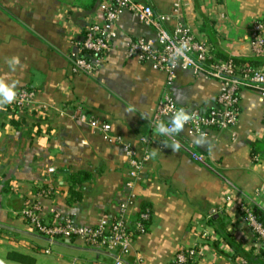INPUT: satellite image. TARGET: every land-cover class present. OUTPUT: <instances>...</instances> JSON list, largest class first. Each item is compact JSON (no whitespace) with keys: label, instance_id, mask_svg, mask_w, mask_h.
I'll list each match as a JSON object with an SVG mask.
<instances>
[{"label":"crops","instance_id":"crops-1","mask_svg":"<svg viewBox=\"0 0 264 264\" xmlns=\"http://www.w3.org/2000/svg\"><path fill=\"white\" fill-rule=\"evenodd\" d=\"M104 1L0 0V82L34 94L25 113L0 103V260L19 264L7 260L14 252L35 264L50 256L65 264H114L113 255L78 240H56L47 256L37 254L48 242L19 213L32 202L44 221L69 218L92 227L116 219L132 193L127 219L142 208L150 219L123 264H170L190 248H197L198 264H264L241 210L253 211L264 226V96L240 91L238 121L228 130H208L204 138L188 136L184 127L160 134L158 125L173 120L154 119L164 91L185 110L207 112L221 85L178 70L167 86L165 73L128 58L131 42L153 35L129 12L120 16L100 68L91 76L74 73L77 44L86 27L101 20ZM137 1L168 16L167 29L188 27L214 60L258 58L262 64L255 68L264 70V53L256 56L249 46L252 27L264 23V0ZM77 113L108 124L114 141L74 119ZM125 145L150 158L132 191ZM79 172L90 179L77 187L80 200L68 204V177Z\"/></svg>","mask_w":264,"mask_h":264},{"label":"built area","instance_id":"built-area-1","mask_svg":"<svg viewBox=\"0 0 264 264\" xmlns=\"http://www.w3.org/2000/svg\"><path fill=\"white\" fill-rule=\"evenodd\" d=\"M101 20L91 23L86 27L84 38L77 44L81 54L72 60V71L91 76L103 64L104 57L112 49L115 26L124 12L132 14L143 26L153 30V35L147 38H139L128 45L127 56L140 63H150L152 66L166 75V85L172 84L176 72L191 71L194 76H202L207 79L217 80L220 85L219 94L215 104L207 112L199 109L185 110L176 105L167 91L159 98L154 119L171 118L177 112L184 110L190 118L184 122L183 127L188 136L204 138L208 130L224 131L234 127L238 121L239 93L242 90H250L264 96V70L236 66L231 60H214L209 47L197 42L191 30L177 24L171 30L166 23L169 17L156 14L149 5L137 0H105L99 5ZM249 46L252 53L261 56L264 53V23L257 22L250 31ZM15 102L18 108L27 107L32 103L34 94L26 90L15 92ZM77 121L86 124L94 131L102 134L104 141H114L110 137V126L97 119L86 120L81 113L72 116ZM172 128V124L167 125ZM177 132H171L176 134ZM128 163V180L126 187L132 191L135 182L139 180L145 163L149 156L145 154L138 157L130 145L124 146ZM192 157L202 162L200 156ZM52 172V170H50ZM261 190L255 195L259 196ZM135 202V196L131 193L129 199L119 205V214L116 219L102 218L95 226H78L69 218H53L52 221H44L39 214L36 203H27L19 215L26 221L37 235L50 241L78 240L88 248H100L113 255L114 264H123V258L130 253L132 243L136 236L143 234L150 219L148 208L141 209L135 219L126 217V209ZM245 221L255 233L260 249L264 251V226L258 220L255 213L245 206L241 207ZM52 245L48 243V246ZM48 254V251H46ZM197 248L178 251L170 264H198Z\"/></svg>","mask_w":264,"mask_h":264},{"label":"trees","instance_id":"trees-1","mask_svg":"<svg viewBox=\"0 0 264 264\" xmlns=\"http://www.w3.org/2000/svg\"><path fill=\"white\" fill-rule=\"evenodd\" d=\"M228 59H231L236 64V66H238V67L242 66V65H245L247 67L255 68V67H258L259 65L262 64V62L258 58H247V59H244V58H224V60H228ZM25 90L29 91V92H32L31 89H25ZM2 99H3V97L0 96V100H2ZM4 104L7 107V110L11 111L13 113H17V112L25 113V112H28L29 110H31V108H30L31 104L29 106L23 107V108H18L16 106L15 102H13V101L10 102V103H4ZM89 179H90V176L87 173H84V172L71 174L68 177V185H69V188L67 190V195H68L67 202H68V204H72L73 202H77V201L80 200V191L77 190V187H80V185H82V183H85ZM24 222L26 223L25 220H24ZM0 233H1V231H0ZM70 241H74V240H70ZM61 242H63V241H61ZM50 249H52L51 245H49L48 247H45V248L36 249V253L37 254H46V251H48V253H49ZM262 253L264 255V251ZM236 254H238V253H236ZM7 260H10L12 262H16V263H19V264H35L36 263V261H35V259L33 257L20 255V254L14 253V252H10V253L7 254Z\"/></svg>","mask_w":264,"mask_h":264},{"label":"clouds","instance_id":"clouds-1","mask_svg":"<svg viewBox=\"0 0 264 264\" xmlns=\"http://www.w3.org/2000/svg\"><path fill=\"white\" fill-rule=\"evenodd\" d=\"M15 85H5L2 82H0V95H2L3 99L0 100V103H10L15 99L16 93L13 90ZM190 116L184 112L183 109H181L179 112L176 113L175 117L172 120V128L165 127L163 124L158 125V132L160 134H169L171 132H179L183 128L184 122H186ZM200 141H196V143H199ZM173 150H178L180 145L177 143L175 145H172ZM0 264H3L2 261H0Z\"/></svg>","mask_w":264,"mask_h":264},{"label":"rangeland","instance_id":"rangeland-1","mask_svg":"<svg viewBox=\"0 0 264 264\" xmlns=\"http://www.w3.org/2000/svg\"><path fill=\"white\" fill-rule=\"evenodd\" d=\"M47 256V254H45ZM41 264H65V263H58L54 257H44Z\"/></svg>","mask_w":264,"mask_h":264},{"label":"water","instance_id":"water-1","mask_svg":"<svg viewBox=\"0 0 264 264\" xmlns=\"http://www.w3.org/2000/svg\"><path fill=\"white\" fill-rule=\"evenodd\" d=\"M44 238V237H43ZM46 239V238H45ZM47 240V242L48 243H50V244H55L56 243V240H53V241H50V240H48V239H46ZM66 242H68V241H66ZM0 261H2V260H0ZM3 262V261H2ZM3 264H5L4 262H3Z\"/></svg>","mask_w":264,"mask_h":264}]
</instances>
